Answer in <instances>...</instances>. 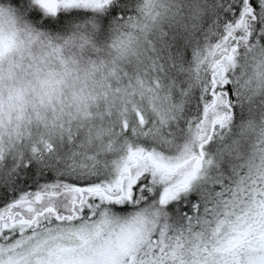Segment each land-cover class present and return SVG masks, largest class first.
I'll return each mask as SVG.
<instances>
[{
  "label": "snow or ice",
  "instance_id": "6c2138e0",
  "mask_svg": "<svg viewBox=\"0 0 264 264\" xmlns=\"http://www.w3.org/2000/svg\"><path fill=\"white\" fill-rule=\"evenodd\" d=\"M0 264H264V0H0Z\"/></svg>",
  "mask_w": 264,
  "mask_h": 264
}]
</instances>
